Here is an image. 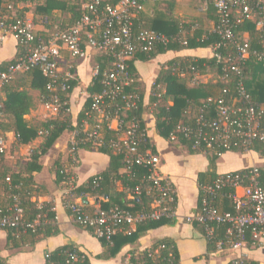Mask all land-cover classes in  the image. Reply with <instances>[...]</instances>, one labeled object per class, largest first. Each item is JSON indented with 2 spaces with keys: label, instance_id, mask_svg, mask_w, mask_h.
I'll use <instances>...</instances> for the list:
<instances>
[{
  "label": "built area",
  "instance_id": "1",
  "mask_svg": "<svg viewBox=\"0 0 264 264\" xmlns=\"http://www.w3.org/2000/svg\"><path fill=\"white\" fill-rule=\"evenodd\" d=\"M25 1L29 0H6V7ZM148 1L73 0L82 10V15L74 23L65 24L46 17L42 20L43 29H37L32 15H0V30L14 36L19 46L16 61L0 69V92L19 74L40 70L48 79L49 98L44 101L50 112L48 118L71 111L65 107L68 103L64 101V95L69 96V81L76 79L75 72H72L73 61L85 58L89 51L111 58V67L103 75V89L93 95L81 129L72 132L70 146L73 153L70 156L74 162L77 161L81 143L91 144L95 149L104 146L103 130L107 127L118 135L108 144L116 153L124 154L128 165L150 168L156 199L153 211L137 215L117 208L105 210L101 204L88 212L81 202L68 201L73 220L107 241H111L118 231L130 233L131 226L138 222L175 216L176 189L171 179L161 171V155L153 149L151 140H147L150 138L147 128L141 129L136 117L128 118V112L137 110L142 101L135 86L129 90L135 81L130 61L139 53L167 46L173 39L146 26L143 14ZM204 3V10L208 11L212 6L217 13L209 30L219 36V40L209 47L212 52L210 58L216 60L214 68L209 70L211 65L205 62L202 68L206 72L192 63H165L163 68L181 78H188L194 86L208 83L214 76L212 82H220L223 87L218 93L203 99L201 113L194 122L182 120L178 123L171 133V140L180 142L179 137H184L190 140L193 150L204 153L214 151L222 155L223 150L234 149L246 153L251 151L254 141L264 142V102L255 100L247 87L249 63L252 60L264 62V0H204ZM181 27V33L187 35L198 29L199 24L190 27L182 24ZM181 42L187 44L186 40ZM164 85L157 86L155 96L166 92ZM3 106L0 102V117L3 116ZM44 134V130L39 132V136ZM7 149V138L0 133V153H6ZM67 181L70 189L66 198L71 200V190L76 183L70 176ZM228 187L231 188L229 197L235 211H222L217 205L219 193ZM202 190L198 211L186 219L190 223L201 224L209 238L215 235V224H226L224 237L216 242L218 251L227 248L240 250L248 243V237L254 243H264V184L258 166L246 172L220 174L213 182L203 185ZM136 194H140V188L136 189ZM13 198L10 206L0 208V229L21 228L24 231L39 226L40 217L33 223H25L21 200L17 195ZM70 256L77 258L75 253ZM145 256L154 264H178L174 252L165 242L147 248ZM228 264L249 262L237 256Z\"/></svg>",
  "mask_w": 264,
  "mask_h": 264
},
{
  "label": "trees",
  "instance_id": "2",
  "mask_svg": "<svg viewBox=\"0 0 264 264\" xmlns=\"http://www.w3.org/2000/svg\"><path fill=\"white\" fill-rule=\"evenodd\" d=\"M198 1L204 2V0ZM3 2L6 4V0H0V11L3 10ZM174 4L175 2L172 0L169 3V10L156 11L154 17L150 19L149 24L146 23L147 27L156 29L168 37L173 38L170 44L167 46L161 45L149 52L139 53L130 61V68L135 81L129 90L133 89L135 86L141 95L142 101L137 110L128 112V118L133 116L136 117L140 121L141 129L146 128V123L143 117L145 110L144 97L146 85L142 81L137 69V62L151 61L159 55L165 54L169 51L181 52L189 49L209 48L219 40L217 34L209 31L204 32L199 28L192 34H182L181 26L183 23H180L172 16ZM78 6L79 5H76L73 0H44V2L39 3L36 6V15L42 16L41 21L45 20L46 17L58 20V15L57 13H54V10H60L61 13L69 15L64 20L62 19L63 23H74L82 15V10ZM208 16L214 21L217 18V13L212 6L208 10ZM193 24L194 23H188L184 25L190 27ZM183 40H186L187 44H183L181 42ZM14 61H16V58L2 63L0 69H4ZM175 62H181L182 64L192 63L193 65L199 66L202 71L206 72V70L202 68V64L205 62L211 65L209 70H212L216 60L210 57H193L184 55L176 56L165 63L172 65ZM96 64L98 66V72L87 88L89 98L85 102L84 108L79 113L78 123L75 126L73 125L71 113L66 111L62 112L60 116L56 118H48L40 124L30 123L26 118V115L30 113L31 108L34 105V100L25 89H14V87H11L9 84L5 90L6 99L3 100L2 96H0V102L4 104L3 116L0 117V119L3 117V120L0 122V128L8 131L14 130L16 134L19 135L18 138L22 144L31 143L39 137V132L41 130L45 131L43 141L37 148L33 149L29 156V160L25 163L24 169L21 171H13L5 165V153H0V189L4 191V195H0V208L5 209L10 206L14 202L13 197L17 195L20 198L21 206L24 209L23 220L25 223H33L39 217L41 219V224L39 226L28 228L24 231L21 228L0 229L6 231L5 249L9 250L11 254L15 251H23L27 248L33 247L40 239L58 235L61 232L58 225L55 223L56 213L53 210V206L49 203L40 206L37 202L32 200L37 185L33 174L34 172L42 171L43 165L40 162L41 157L47 154L55 146L58 139L65 132L81 129L85 113L91 106L93 95L103 89V75L104 72L111 67V58L107 55L100 54L96 58ZM164 64L160 67L159 73L154 81L150 104H156L155 117L158 133L171 140V133L177 127L178 123L182 120L186 122H194L201 113L203 99L218 93L220 88L223 87V84L211 81L198 86L191 85L188 78H181L179 75L172 74L171 71L164 69ZM72 72H76V68L73 67ZM24 74L31 76L32 87L38 89L41 93L42 100L46 101L49 98V92L47 90L48 79L38 69H33ZM247 74V87L253 98L259 102H264V62L252 60L249 63ZM69 84V96L64 95V101H67L68 103L65 105L67 108H70V94L79 85V81L77 79H72L69 81ZM159 84H165L166 92L158 97L155 96L154 93ZM168 101H172V104H168ZM103 135L106 144L96 148V150L109 155L110 160L107 167L96 175L91 176L87 182L81 185H76L71 190L72 196H94L97 199H101V206L105 210L117 208L132 215L153 211V203L156 196L154 184L150 179L152 174L150 168L148 166L137 164L128 165L125 161L124 154L116 153L108 144L110 140L118 137L116 132L110 131L105 127ZM78 138L80 139V135ZM179 139L180 142L188 147L190 151H196L192 149L190 140H187L184 137H179ZM147 140H150V138ZM151 146L157 151L156 146L153 143H151ZM79 148L87 150L95 149L91 144L82 143L79 144ZM250 150L256 151L264 157V142L260 140L254 141ZM227 151L228 150H223L222 153ZM231 151L240 152L237 149ZM206 155L209 158L210 169L200 172L198 175L200 187L199 204L202 202L203 185L213 182L220 175L217 173L216 168L221 155H218L214 151L208 152ZM56 165L57 181L63 182L71 175L70 171L65 167L63 168L59 161H56ZM250 168L251 167H247L232 172H246ZM259 169L261 171V181L264 184V169L262 167H259ZM8 178H10V181L7 180ZM137 188H140V194H136ZM230 191V187L223 188L217 198V204L223 211L236 210L232 199L229 197ZM130 195H133V197L130 198ZM4 196L8 199L4 200ZM171 222H173L172 218L163 216L159 219L138 222L135 224V227L130 230V233L118 231L113 235L111 241H107L105 238H99L105 247V252L102 255H99V257L108 259L116 257L123 247L131 243H136L147 231ZM194 225L198 226L204 235H206L204 227L201 224L194 222ZM226 228V224H215L214 237H207L208 252L218 251L216 242L218 239L224 237ZM87 229L94 234L92 229ZM251 241L250 237H248V242L251 243ZM159 242H165L169 246V249L174 252L175 262L180 264V254L175 243L168 238L159 240L157 243ZM72 253H75L77 258L70 256ZM142 259L144 260V264H154L153 261L145 256V254ZM245 260L249 262V264H260L257 261ZM0 264H8L5 258L1 255V249ZM45 264H92V262L89 256L82 252L76 244L69 243L59 246L49 252Z\"/></svg>",
  "mask_w": 264,
  "mask_h": 264
},
{
  "label": "crops",
  "instance_id": "3",
  "mask_svg": "<svg viewBox=\"0 0 264 264\" xmlns=\"http://www.w3.org/2000/svg\"><path fill=\"white\" fill-rule=\"evenodd\" d=\"M158 1L149 0L147 2L143 14L145 19L153 18L156 11H160L157 5ZM178 1L176 0L175 5ZM194 1L197 2L198 0ZM42 2L44 0H29L15 3L11 8H7L5 2H3V10L0 13L2 12L12 16L32 15L37 23V29H43L45 25L41 21L42 16L36 15V8L31 9L32 5L36 4L37 6ZM54 13H57L58 16L62 15L60 10H54ZM58 21L62 20L58 19ZM18 55L19 46L17 39L11 34L0 30V65L17 58ZM99 55L100 53L96 51H89L85 58L72 62L74 68H76V79L79 81V85L70 94V113L74 126L77 125L78 115L89 98L87 88L93 77L97 74L98 66L96 64V58ZM184 55L210 57L212 52L209 48L189 49L181 52L169 51L151 61L137 62L136 64L141 79L146 85L143 117L148 135L151 142L156 146L158 153L161 155V171L171 179L176 189L177 203L175 216L172 218L173 222L147 231L136 243H131L123 247L116 257L110 259L99 257V255L105 252V247L100 239L89 229L82 227L73 220L67 203L68 201H79L84 205L86 211L91 212L98 208L100 204L102 205L101 199H97L91 195L85 197L70 196L71 200L67 199L66 192L70 187L67 179L63 182L57 181L56 161H59L63 168L65 167L70 171V177L74 178L76 185H81L87 182L91 176L96 175L107 167L110 157L96 149L87 150L79 148L77 152L78 161L73 162L67 149V143L70 141L73 131H67L58 139L55 146L41 157L40 162L43 165L42 171L34 172L33 174L37 185L32 200L40 206L45 203L53 206V210L56 213L55 223L61 232L58 235L40 239L33 247L23 251H15L11 254L9 250L5 249L6 231L0 230V237L4 239V246L0 247L1 255L8 264H45L49 252L69 243L76 244L82 252L86 253L92 264H144L142 258L144 257L145 250L165 238L175 243L180 254V264H228L232 258L237 256H241L248 261H257L260 264H264V243H254L251 241V243L248 242L240 250L229 248L224 251L208 252L207 237L198 226L188 222L186 219L187 216L195 214L201 205V202L199 204L200 187L198 175L200 172L210 169L209 158L204 152H192L181 142L172 141L161 136L156 126V105L150 104L154 81L162 64L176 56ZM162 56L164 58H160ZM153 61H157L156 64ZM10 86L14 87V89H25L33 97L34 105L30 113L26 115V118L30 123L35 124L34 122L36 120L33 117H37V119L41 118L36 115L37 112L33 109L36 105L35 94L39 92L41 96V93L38 89L32 87L31 76L19 74ZM5 90L6 88L0 92L3 100L6 99ZM39 102V105L41 104L45 108L42 96ZM168 102L169 104L172 103V101ZM49 113L47 112L45 114L43 121L48 119ZM2 120L3 117L0 119V122ZM0 133L7 138V152L15 148V155H20V150H24L25 147L27 148L25 160H17L15 163H10L8 159L4 160L5 165L13 171L23 170L33 149L37 148L43 141V136H39L29 144H22L14 130L8 131L0 128ZM65 135L66 138L62 140ZM16 141L17 143H15ZM253 166L264 169V157L258 152L253 150L246 153L227 151L218 160L216 171L218 174H223ZM129 197L132 198L133 195ZM3 198L4 200L8 199L5 196ZM131 227L133 229L135 225Z\"/></svg>",
  "mask_w": 264,
  "mask_h": 264
},
{
  "label": "rangeland",
  "instance_id": "4",
  "mask_svg": "<svg viewBox=\"0 0 264 264\" xmlns=\"http://www.w3.org/2000/svg\"><path fill=\"white\" fill-rule=\"evenodd\" d=\"M171 1L172 0H159L157 2V5L159 6L158 9L160 8V10H164V11L169 10L170 9L169 3ZM187 1L179 0L176 5L174 4L175 7L172 9L173 10L172 11L173 18L177 19L180 23H183V24H188V23L199 24V29L203 30L204 32L212 29L213 24H214V20L208 16V11L204 10L205 3L203 1L202 2L201 1L196 2L194 0H187ZM174 2L176 3V0H174ZM35 8H36V4L32 5L31 9H35ZM68 16H69L68 14L62 13V15L58 16L57 18L64 20ZM150 19L151 18L145 19L147 24H149ZM186 30H189V28H186ZM160 58H164V56H162ZM156 62L157 61H153L154 64H156ZM212 78H215V77L211 76L208 81L211 82L213 80ZM80 94H81V92H80ZM35 95H36V101H35L36 105L34 106L33 109H34V111L37 112L36 115L40 116L41 118L37 119V117H33V119L35 118V120H36L34 122L35 124H40L43 121L45 114L49 111L46 109L47 110V112H46L45 108L41 104L39 105V103H40L39 100L41 98V96L39 95V92H37ZM66 135L63 137L62 140H64V138H66ZM70 142L71 141H68V143H67V149H68L69 156L72 155V153H73L71 146H70ZM15 143H17V141ZM26 149L27 148L25 147L24 150H20V152H19L20 155H15L16 150H15V148H13L10 152H7L5 154L4 160L8 159V161L10 163H12V162L15 163V161H17V160L23 161V160H25V156L27 155ZM76 159L78 161L77 156H76ZM72 161H73V159H72ZM4 164H5V162H4ZM74 177H76V176L74 175ZM3 193H4V191L2 189H0V195ZM3 242H4L3 237L2 238L0 237V247L4 246ZM228 249L229 248H227L226 250H228Z\"/></svg>",
  "mask_w": 264,
  "mask_h": 264
}]
</instances>
